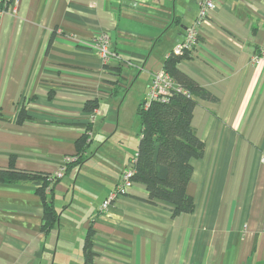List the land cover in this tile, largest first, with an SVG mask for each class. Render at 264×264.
Returning <instances> with one entry per match:
<instances>
[{
  "label": "crops",
  "instance_id": "0c3cea01",
  "mask_svg": "<svg viewBox=\"0 0 264 264\" xmlns=\"http://www.w3.org/2000/svg\"><path fill=\"white\" fill-rule=\"evenodd\" d=\"M215 4L178 65L218 97L196 99L192 124L204 155L191 161L195 208L178 215L164 201L149 203L138 182L100 208L137 153L149 82L194 25L199 0L0 8V170L52 174L91 133L87 159L54 186L58 220L49 231L33 184L0 182V264H83L89 231L90 264H264V0ZM101 32L119 62L104 66L93 49Z\"/></svg>",
  "mask_w": 264,
  "mask_h": 264
},
{
  "label": "trees",
  "instance_id": "16d2710c",
  "mask_svg": "<svg viewBox=\"0 0 264 264\" xmlns=\"http://www.w3.org/2000/svg\"><path fill=\"white\" fill-rule=\"evenodd\" d=\"M190 53L184 51L182 54H175L172 51L164 62L163 69L172 77L180 90H172L168 98L163 101L147 102L145 97L139 104L137 116L141 126L140 140L137 153L130 158V160L134 159V174L131 180L146 187L149 203L164 201L170 204L173 215L189 213L195 208L194 199L187 191L194 170L191 161L204 155L205 146L192 124L196 99L218 101L216 95L179 68L180 61L188 58ZM119 67L114 68L118 78ZM98 104V99L89 100L84 108L92 113L98 108ZM25 116V107H22L20 119ZM89 128L77 140V155L67 164L65 174L72 166L79 165L87 159V151L91 144ZM60 179H52L50 174L30 173L15 167L0 170V182H27L36 187V192L41 196L44 205L42 229L46 232L58 220L53 189ZM92 246L91 231H89L83 246V264L92 262L94 257Z\"/></svg>",
  "mask_w": 264,
  "mask_h": 264
},
{
  "label": "built area",
  "instance_id": "2783aa9c",
  "mask_svg": "<svg viewBox=\"0 0 264 264\" xmlns=\"http://www.w3.org/2000/svg\"><path fill=\"white\" fill-rule=\"evenodd\" d=\"M2 5H8V10L16 12L17 0H0V6ZM215 5V0H199L200 11L197 16V19L194 25L187 29L184 40L174 48L173 52L175 54H182L184 53V51L192 52L196 48L197 43L199 41L198 29L201 24L207 22L209 13L215 8ZM92 44L93 49L97 50L99 55L101 56L104 66H107L111 61L114 60L119 62L118 54L115 52V50H112L111 48V38L108 33H98L94 37ZM253 60L258 61L259 59L256 56L253 58ZM174 89L178 91L180 90L176 86L172 77L164 69H162L161 71L155 73L151 78V81L149 82L148 86V92L146 95V101H163L168 98L169 94ZM88 134L91 138V133L89 131ZM73 159H75V157ZM71 160L72 158H66L61 163L60 167L55 172L50 174V178H62L65 175L67 164ZM133 161L134 159H131L129 161V164L121 173L120 179L116 184L115 188L109 193L108 197L102 203L100 208L102 211L107 210L119 195L126 194L132 188L134 184V182L131 180L134 174ZM262 161L264 162V157L262 158Z\"/></svg>",
  "mask_w": 264,
  "mask_h": 264
}]
</instances>
